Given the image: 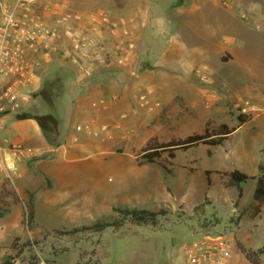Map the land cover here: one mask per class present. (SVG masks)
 <instances>
[{"label": "rangeland", "instance_id": "1", "mask_svg": "<svg viewBox=\"0 0 264 264\" xmlns=\"http://www.w3.org/2000/svg\"><path fill=\"white\" fill-rule=\"evenodd\" d=\"M65 1L69 4L71 2L72 8L79 11L104 10L114 18L128 19L140 16V10L146 9L144 7L148 3L152 4V9L159 15L161 12L172 9L176 2L187 7L185 5L191 0ZM218 2L225 10L237 11L235 9L237 4L234 0H218ZM237 8L239 10V7ZM165 15L168 18L169 11ZM213 17L209 11H206L203 14L199 13L198 20L200 25L201 23L208 24V21L214 20ZM170 21L171 31L179 41L186 40L199 45L200 41L207 44L210 41L218 42L223 37L232 36V33L229 34L226 31L208 35V28H206L203 30L206 33L200 37L196 31L186 27L187 19L183 14L180 18L174 15ZM138 33L140 34L139 31ZM129 39L134 47L126 62L134 59L133 63L140 75V56L134 54L138 49L140 51V45H136L131 33ZM138 42H140V35ZM113 50L110 47L109 60L115 59L118 55V52ZM212 52L208 48V53L204 55L206 60H200V62H162V66L156 70L178 78L177 74L184 70L180 64L192 65L190 75L196 74L193 84L204 92V106L210 110L207 122L211 127H216L221 122L236 126V130L223 144L213 147L199 144L187 150L176 151L173 164L167 165L171 168V173L165 174L158 164L142 161V154L149 147L147 144L152 141L179 138L185 135L186 130L184 128L179 130V127L177 130H170L168 125H164L165 129L155 131L140 129V132H130L133 146L129 153L137 157V165L134 164L140 168V177L134 176L137 169L132 166V163L127 164V168L129 175L133 176L127 177V180L122 179L124 176L122 177L114 166L94 168L92 174L78 177H75L70 170L65 171L62 166L61 173L66 182H70L68 184L71 185L67 187L62 183L48 182L46 178L41 180L34 193L36 225L32 229H28L24 222V205L21 204V199L13 188L19 175L11 179L0 175L2 180L0 185V256L7 254L11 240L18 236L19 242L26 238H35L38 241L36 252L42 258L43 263H45L44 260H54L52 264H184V244L192 238L193 230L203 228L222 232L231 240H235L231 264H264V259L258 263L250 262L239 248V244L252 249L264 244V208L258 216L254 218L251 216L250 206L253 204L254 181L248 179L242 184V196L235 204L236 190L223 187L220 184V176L216 173V171L238 168L248 175H255L258 171L257 166H264V121L261 123L255 117L250 119L256 109L253 103L257 101L253 89L258 91V87L254 86L251 74V68L256 69V66H253L251 62L223 63L215 58L216 54ZM212 60L214 62H209ZM56 61L67 62L60 58H53L50 62ZM203 66L206 70L202 69ZM210 66L216 70V73H218L217 70L222 69L224 71L222 77L227 79L225 82L228 83L220 82L219 77L213 80L209 73ZM62 70L61 86L56 92L62 90L63 98H59L56 94L53 95L52 92L53 103L48 104L39 95L34 103L33 111L36 114L49 112L56 118H60L61 124L65 120L66 106L71 102L68 89L72 83H75L76 78L69 69ZM261 70L259 73L262 74L260 78L263 84H259V91L264 97V71L262 68ZM52 74L50 73L47 79H50ZM202 74L206 76L205 79L202 78ZM240 99L250 100L252 109L246 115L245 122L237 126L240 113L236 108V103ZM51 101L50 99L49 102ZM206 101H209L208 105ZM175 117L179 118V115ZM138 160H140L139 163ZM189 166L194 168L193 171H188ZM74 167L76 166L72 168ZM205 169L212 171L209 185L206 183L203 171ZM50 171L55 173L56 169ZM47 175H50V172ZM205 198L207 202L193 212V207L203 202ZM18 203L21 208L17 212L16 226L9 224L10 219H14L11 216L12 213L9 215V212L11 207ZM119 203L129 207L153 210L164 208L168 214L159 219L157 227L141 225L134 226L132 229L124 228L118 232L114 231L111 226H107L100 236L91 234L86 238L69 239L61 232L54 231L68 230L73 226L83 224L92 225L97 220L110 222L113 218L111 207ZM74 240H77V243H74ZM65 247H68L66 251L63 250ZM17 264L24 263L17 262Z\"/></svg>", "mask_w": 264, "mask_h": 264}, {"label": "crops", "instance_id": "2", "mask_svg": "<svg viewBox=\"0 0 264 264\" xmlns=\"http://www.w3.org/2000/svg\"><path fill=\"white\" fill-rule=\"evenodd\" d=\"M234 2L237 4L235 7L237 11L225 10L218 0H191L185 5L187 7L176 2L172 9L168 10V18L165 15L168 11L157 15L152 9V4H146L144 7L146 9L140 10V16L130 17L128 22L132 39L137 46L140 45V51L138 49L134 53L140 56V75L133 63L134 59L128 63L124 62L125 64L95 63L93 75L89 78H82L76 67L68 62H40L36 78L29 87L25 88V91H28V98L26 100L19 98L16 107H9L0 112V146L4 152L16 144L41 150L40 155L22 159L18 163L19 176L13 188L20 197L21 204L23 205L28 191L32 193L34 202L35 188L43 178L48 182L54 181L69 187L70 182H66L61 173L62 166L65 171H72L75 177L90 175L94 168L114 166L121 176H124L122 179L127 180V177L133 176L129 175L127 168V164L132 163L137 169L134 176L140 177V168L136 166L137 157L129 153L133 146L130 132H140V129L153 131L165 129L164 125H168L170 130H177V127L179 130L184 128L185 135L181 137L202 131L208 121L210 110L204 106V92L193 84L196 74L190 75L192 65L180 64L184 70L177 74L178 78H176L174 75L156 70L162 66V62H200L206 60L204 55L210 48L220 62L253 63L256 69L251 68L252 81L255 83L254 86L258 87V91L253 89L257 101L253 103L256 109L250 119L255 117L263 123L264 97L259 91V84H263L261 83L263 81L259 71H262L261 68L264 71V0H234ZM69 5H72L71 2ZM206 11L214 16V20L200 25L198 15ZM182 14L187 19L186 27L196 31L200 37L206 33L203 31L206 28L208 35L226 31L232 33V36L223 37L218 42L210 41L207 44L200 41L199 45L186 40L179 41L171 31L170 19L174 15L180 18ZM139 35L140 42H138ZM58 67L69 69L76 78L75 83H72L68 89L71 102L66 106L65 120L61 124L60 118H56L60 142L58 145H50L33 118L18 119L15 115L21 112L35 113L34 103L39 96L36 93L48 75ZM210 68L211 66L209 73L213 80L217 77L220 78V82L227 80L222 77L224 73L222 69L217 70L219 75L216 70ZM62 93L61 91L59 98H63ZM176 115H179V118L175 117ZM221 123L226 124V122ZM85 124L89 125L90 132L76 128ZM72 163L75 165H70ZM73 166L76 167L72 168ZM51 169H56V172H51ZM187 169L191 172L194 168L189 166ZM48 172L50 175H47ZM219 172L222 171H216L218 174ZM257 174L258 171L255 175L249 176L255 177ZM250 179L255 185V179ZM1 183L0 179V185ZM20 208L19 203L11 207L9 215L12 213L14 219H10L9 224L17 226V212ZM133 227L124 226L114 231L119 232L124 228Z\"/></svg>", "mask_w": 264, "mask_h": 264}, {"label": "built area", "instance_id": "3", "mask_svg": "<svg viewBox=\"0 0 264 264\" xmlns=\"http://www.w3.org/2000/svg\"><path fill=\"white\" fill-rule=\"evenodd\" d=\"M129 21L104 10L79 11L65 0H0V112L28 98L25 88L36 78L40 62L65 59L82 78L93 75L95 63L126 62L134 47ZM110 47L118 52L113 60ZM236 108L248 115L252 104L240 99ZM76 128L90 132L88 124ZM40 154L38 148L16 144L4 152L0 146V174L18 176L19 161ZM234 244L222 232L198 228L183 246L184 264H231Z\"/></svg>", "mask_w": 264, "mask_h": 264}, {"label": "trees", "instance_id": "4", "mask_svg": "<svg viewBox=\"0 0 264 264\" xmlns=\"http://www.w3.org/2000/svg\"><path fill=\"white\" fill-rule=\"evenodd\" d=\"M57 62V61H56ZM62 68H56L52 73L50 79L44 80L42 88L38 91L37 95H41L46 102L53 103V95H60L61 91H57L59 86H61V75ZM52 100L49 102V100ZM16 118H33L40 127V130L46 140L50 145H58V121L56 117L51 113H16ZM246 115H238V125H241L245 122ZM236 129V126L229 127L225 123H220L216 127H211L209 122H206L204 128L199 133H193L185 137L171 138L167 141H152L150 144H147V149L142 154V161L146 163H156L162 167L165 174H170L171 166L173 164L172 159L175 157L176 151L178 150H187L193 147L198 146L199 144L207 146H215L223 144V142L228 139L229 135L233 133ZM209 152V150H207ZM140 160H138V163ZM210 172L205 170V176L207 184H210ZM221 176V184L224 187H231L236 190V200L241 198L243 188L242 184L245 183L248 179L254 178L255 185L252 193L253 204L251 208V216L254 218L258 216L262 208H264V166L260 165L258 167V174L254 176H249L245 172L239 170L238 168H233L228 171L219 172ZM207 202V198L203 202L197 204L193 207V212L198 210V208L204 205ZM24 205V222L28 229H32L35 223V206L33 202L32 193H28L26 198L23 200ZM111 210L113 212V218L110 222L97 220L92 225L83 224L81 226H73L68 230H54L56 232H61L63 235L69 237V239L74 238H86L90 237L91 234H97L100 236L102 230L111 226L114 230L124 227V225L133 227L141 225H149L157 227L158 221L160 218L165 217L168 214V211L164 208H158L156 210L147 209V208H136L125 206L121 203L112 205ZM96 232V233H95ZM20 238L18 236L13 237L11 243L8 247L7 254L3 255L0 259V264H15V262H21L25 264H52L54 260H44L36 252V247L38 241L35 238H26L23 241L19 242ZM74 243H77V240H74ZM99 243V241H98ZM239 248L244 257L250 262L258 263L261 259H264V244L255 249L245 248L239 244ZM68 247L63 248L67 250ZM59 252V251H58ZM57 253V252H56ZM54 253V255H56Z\"/></svg>", "mask_w": 264, "mask_h": 264}]
</instances>
